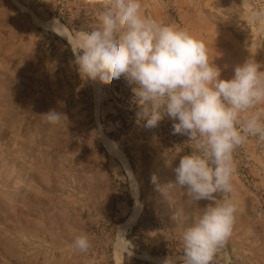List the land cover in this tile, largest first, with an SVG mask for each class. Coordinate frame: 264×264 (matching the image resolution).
Masks as SVG:
<instances>
[{
	"label": "rangeland",
	"instance_id": "obj_1",
	"mask_svg": "<svg viewBox=\"0 0 264 264\" xmlns=\"http://www.w3.org/2000/svg\"><path fill=\"white\" fill-rule=\"evenodd\" d=\"M141 3L144 15L202 41L221 79L250 57L264 71V21L248 22L264 0ZM102 5L0 0V264H184L182 233L210 203L188 199L175 184L174 169L194 144L173 134L171 119L145 128L135 85L123 76L95 84L79 74L71 37L100 26ZM51 20L67 33L44 24ZM51 109L65 115L60 123L42 116ZM105 136L122 156L107 149ZM233 162L229 198L238 210L215 264H264V142L249 136ZM134 180L142 207L121 249L118 228L133 209ZM85 234L90 248L80 252L73 241Z\"/></svg>",
	"mask_w": 264,
	"mask_h": 264
},
{
	"label": "clouds",
	"instance_id": "obj_2",
	"mask_svg": "<svg viewBox=\"0 0 264 264\" xmlns=\"http://www.w3.org/2000/svg\"><path fill=\"white\" fill-rule=\"evenodd\" d=\"M99 20V27L73 37L78 72L101 84L123 76L135 85L136 115L146 121L145 128L156 127L166 115L174 122L173 134L186 135L194 144L174 169L175 184L188 199L210 203L182 233L184 264H215L232 235L238 210L229 198L234 191L233 153L249 136L264 142V111H250L264 105L262 66L250 57L231 79H221L202 41L175 23L144 15L141 0H103ZM261 21L264 8L253 9L248 22ZM42 116L50 124L65 117L55 109ZM73 247L87 252L88 236H78Z\"/></svg>",
	"mask_w": 264,
	"mask_h": 264
},
{
	"label": "bare ground",
	"instance_id": "obj_3",
	"mask_svg": "<svg viewBox=\"0 0 264 264\" xmlns=\"http://www.w3.org/2000/svg\"><path fill=\"white\" fill-rule=\"evenodd\" d=\"M46 26L48 27H51V28H55L58 23V21L56 20H51V21H46L44 23ZM60 25V24H59ZM59 31H61L62 33L66 34L67 31L65 28H55ZM73 37H71V41L73 43ZM95 84L98 83V81H93ZM105 145L107 147V149L115 154V155H118V156H122L121 154V151L120 149L115 145V143L108 137L105 136ZM132 194L134 196V205H133V209L131 211V214L129 216V218L124 222L122 223L121 225H119V228H118V246L121 247V249L125 246V234H126V231L128 229V227L133 223V221L138 217V215L140 214L141 212V207H142V204L140 203L139 201V198H138V185L136 183V181L134 180L133 181V184H132ZM123 235H124V238H123ZM120 263H122V261L120 260Z\"/></svg>",
	"mask_w": 264,
	"mask_h": 264
},
{
	"label": "trees",
	"instance_id": "obj_4",
	"mask_svg": "<svg viewBox=\"0 0 264 264\" xmlns=\"http://www.w3.org/2000/svg\"><path fill=\"white\" fill-rule=\"evenodd\" d=\"M115 86L117 87V85H115ZM125 124H126V123H125ZM110 135L113 136V137H118L119 135H121V133H117V132H115V131H112V132L110 133ZM128 196L130 197L129 204L132 205V203H133V198H131V194H130V193H128Z\"/></svg>",
	"mask_w": 264,
	"mask_h": 264
}]
</instances>
